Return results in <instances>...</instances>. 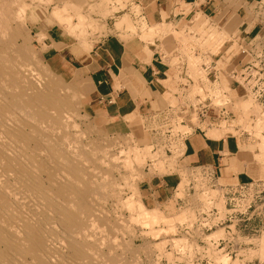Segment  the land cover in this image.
Segmentation results:
<instances>
[{
	"label": "rangeland",
	"instance_id": "1",
	"mask_svg": "<svg viewBox=\"0 0 264 264\" xmlns=\"http://www.w3.org/2000/svg\"><path fill=\"white\" fill-rule=\"evenodd\" d=\"M23 1L24 4L27 3L28 5L25 4L27 7H25L24 15L17 22L21 36L18 37V42L22 44L26 40V43L35 55L34 60L36 59L35 61L41 65H47L58 78L59 76L63 78V84L71 92L76 93V108L80 116L78 122L84 133L94 140H100L109 144L114 143L110 144L112 150L118 152V154L123 153L122 156L135 147L144 149L147 151V154L149 153L144 156L142 161L132 159L136 175L135 177L133 176L134 187L126 188L127 195L131 193L133 198L140 199L149 208H155L157 206V209L160 208L159 210L169 213L174 217L165 223L164 220L160 222L152 221L153 223L149 225L152 228H144L134 223L130 225L129 229H123L119 235L121 236L123 233L125 235L119 237L118 242H129L132 245L130 246L131 250L124 253L127 262H132V264H194L197 258H206L208 260H215L216 262L222 261L225 263L233 261L232 259H234V264H243L241 260H251L256 264H264V255L260 246V242L262 244L264 239V231L256 236L242 234L239 237V241L243 244L242 250H239L237 256L234 255L233 258H230L227 254L218 251L215 246V248L212 246V239L217 240L220 237L226 236L223 225L216 224V222L225 217L226 213L223 193L216 188L212 189L207 187L208 184L202 182V175L194 178L196 180L194 190L191 189L188 191L186 187L190 181L189 175L191 171L187 166H184L181 158L182 153L185 151L183 147L185 146L187 136L196 131L206 130L207 136L209 137L213 135L219 136L221 134L220 131L226 132L224 135L238 136L244 139V142L241 144V151L239 154L227 159L229 160L227 162L230 163V168L223 170L225 176L223 178L221 174L220 177L222 179L219 182L226 184L238 183L239 181H256L264 186V97L261 101V99L257 100L255 96L250 94H239L241 90H237L234 87L236 83L230 73L231 69L236 65L237 60L241 57L239 53L242 48L238 39L241 37L239 24L242 18H239L238 14L233 16L229 12L225 19H222V14L218 18H215L197 13L184 18L182 23H178L175 26L165 23L166 25H163L167 29L161 31L159 34H155V32L149 33L148 30L154 26L159 27V24L153 25L146 20L142 8L145 0ZM234 1L230 0V2ZM64 2H67L66 13H64L71 19L72 28L66 27L68 21H59V18L52 15L54 10L61 8ZM75 2L76 4L79 2L83 4L80 7L78 4L74 5ZM73 5L77 8L74 9ZM252 8V5H249L248 12L252 11ZM70 9H73L74 12ZM76 13L78 15L81 14V16L84 14V17H82L83 24L76 18L78 16ZM123 17L127 18V23H124L125 27L116 30L119 27L115 23ZM198 21L202 24L200 25ZM128 22L130 25L126 27ZM84 24L85 26L83 27ZM53 28H56L58 33L63 32L65 38L74 41V43L76 42L78 46L84 49H91L94 43L99 40L111 34H117L122 40H140L145 46L152 45L154 51L164 52L168 57L167 62L171 69L166 77L167 80L165 79L162 82L167 90L161 98L167 102L166 108H171L170 111L173 113L171 118H169L170 121L159 118V115L137 116L135 113L127 116L106 115L102 114L98 108L93 107L89 102L87 94L79 90V88L84 87L82 82L71 80L69 75L56 72L48 64L47 47L43 44L42 39ZM214 29L217 33H209ZM263 32L264 27L257 29V32L253 33V35ZM146 33L151 34L149 35L150 37ZM253 35L249 33V37ZM182 36L186 39L182 38ZM176 52H178L177 55ZM191 56L198 60L196 61V66H193L198 70L196 71L197 73L195 72V75H198L195 80L192 77L193 74L191 76V69L194 70L192 68L193 61H190L193 60ZM183 64L184 68H186V73L181 75L178 67L183 66ZM197 84L198 86L200 84V86L198 87ZM219 96L222 97L220 98ZM181 101H183L182 106L180 105ZM198 101L206 104L226 105L231 119L228 122L218 121L213 123L200 121L196 114H191V108L188 105L186 106L187 103H195ZM242 103L243 105H241ZM167 131L170 134H167ZM152 153L155 155H151ZM161 159H167V162H164L165 164L163 165ZM171 159H174L175 163ZM159 160L161 163L158 162ZM241 160L243 163L240 162ZM170 163L173 165L171 166ZM234 164L237 167H233ZM159 165L163 168L159 167ZM164 166L166 169H164ZM238 168H246L243 170L240 169L243 174L239 173V180L237 179ZM168 173L180 174L182 179L179 185L180 190L169 199L166 198L163 202H156L149 196V184L157 176ZM233 175L236 178H233ZM178 197L184 198V202L178 204L176 202ZM113 205L112 202H108L105 205L107 210L110 209L109 212L114 210L113 213H109L111 216L117 215L120 212H124L121 213L124 218L129 216L127 210L123 209L119 212L117 211L119 207L117 206L118 208L116 207L115 209ZM213 207L218 208L219 216L213 219L208 225H215L209 231L200 230V227H197L198 219L204 211L212 209ZM185 227L189 228L188 231L184 230ZM143 230H146V233ZM129 231L132 232L129 233ZM157 231L160 232L157 234ZM216 231L220 235L214 237L213 233ZM161 241L162 251L157 247ZM123 245L120 247H123ZM119 250L121 251V248Z\"/></svg>",
	"mask_w": 264,
	"mask_h": 264
},
{
	"label": "bare ground",
	"instance_id": "2",
	"mask_svg": "<svg viewBox=\"0 0 264 264\" xmlns=\"http://www.w3.org/2000/svg\"><path fill=\"white\" fill-rule=\"evenodd\" d=\"M23 2L0 0V264H132L124 256L132 245L118 242L125 235H119L123 229L134 223L149 228L154 221L165 223L174 217L127 195L136 175L132 159L142 161L147 151L135 147L124 157L112 150L114 143L84 133L76 93L47 65L34 60L26 40L18 42L17 22L27 7ZM66 3L52 15L72 28ZM83 15L75 16L82 24ZM125 22L123 17L115 24L120 29ZM148 31L155 32L152 27ZM192 58L194 68L198 60ZM196 69H191L194 80ZM161 162L164 165L167 159ZM108 202L129 216L124 218V212L111 216L114 210L105 208ZM161 245L162 241L157 245L160 251ZM260 246L264 255V239Z\"/></svg>",
	"mask_w": 264,
	"mask_h": 264
},
{
	"label": "crops",
	"instance_id": "3",
	"mask_svg": "<svg viewBox=\"0 0 264 264\" xmlns=\"http://www.w3.org/2000/svg\"><path fill=\"white\" fill-rule=\"evenodd\" d=\"M258 1L260 0H145L142 8L148 22L159 24V27H152L155 34L167 29L163 24L175 26L193 14L202 13L215 18L222 14V19H225L229 12L242 18L239 24L241 33L253 35L263 26L248 19L247 9ZM42 40L47 47L50 67L58 73L69 75L75 82H82L84 87L79 90L87 94L91 105L102 114L162 116L168 110L167 102L161 96L167 90L162 82L171 67L164 52L154 51L152 45L145 46L140 40L134 39L125 41L117 34H111L94 43L91 49H84L65 38L63 32L58 33L56 28L50 29ZM220 132L219 136L212 137L207 136L206 130L188 135L181 157L184 166H206L215 172L221 170L224 178L223 170L230 168L227 159L240 153L244 139ZM240 162L243 163L242 160ZM235 166L236 164L233 167ZM240 169L246 168H238V180L239 173L243 174ZM232 177L236 178L234 175ZM180 181L178 173L157 176L149 184V196L156 202H163L174 195Z\"/></svg>",
	"mask_w": 264,
	"mask_h": 264
},
{
	"label": "built area",
	"instance_id": "4",
	"mask_svg": "<svg viewBox=\"0 0 264 264\" xmlns=\"http://www.w3.org/2000/svg\"><path fill=\"white\" fill-rule=\"evenodd\" d=\"M253 5L252 11L248 12V19L255 20L257 25L264 27V0H260ZM240 35L239 42L242 49L239 54L241 57L237 60L236 65L230 72L236 83L234 87H236L237 90H241L239 94H250L255 96L257 100L261 99L262 101L264 97V32L261 34L257 33L252 37H249V33H241ZM177 54L178 52H176V55ZM163 55L166 59L168 58L164 53ZM179 69L181 75L186 73L184 64L181 67L179 66ZM183 101H181V106ZM195 103L190 102L189 104L187 103L186 106L188 105L192 110L191 114H196L202 122L209 121V123H213L224 120L229 121L231 119L226 105L206 104L199 101ZM170 110L171 108L162 116H159V118L170 121L169 118H171L173 114ZM167 134H170V132L167 131ZM189 170L191 171L189 175L190 181L187 187L185 185L188 191L191 189L194 190V185L196 183L194 178L201 175L202 182H206L208 184L207 187L222 191L225 199L226 213L225 217L216 222V224L223 225L226 236L220 237L217 240L212 239L211 243L218 251L224 252L230 258H233L234 255L237 256L238 251L242 250L243 244L239 241V237H241L242 234L256 236L264 231V186L256 181H239L238 183L221 184L219 182L221 170L215 172L206 166L190 167ZM180 183L175 188L174 194L180 190ZM176 202L178 204L183 203L184 198L178 197ZM218 216L219 210L216 207L204 211L197 221V227H200V230L209 231L215 224L212 226L208 224ZM188 229L189 228L185 227L184 230L188 231ZM232 260L233 261L225 263L222 261L216 262L215 260H208L206 258H197L194 264H234L235 260ZM241 262L243 264H256L251 260H241Z\"/></svg>",
	"mask_w": 264,
	"mask_h": 264
}]
</instances>
